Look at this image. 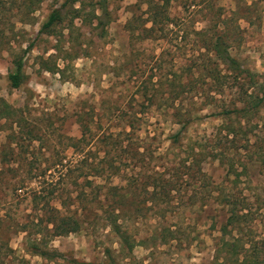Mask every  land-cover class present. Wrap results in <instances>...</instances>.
I'll list each match as a JSON object with an SVG mask.
<instances>
[{
    "label": "rangeland",
    "instance_id": "obj_1",
    "mask_svg": "<svg viewBox=\"0 0 264 264\" xmlns=\"http://www.w3.org/2000/svg\"><path fill=\"white\" fill-rule=\"evenodd\" d=\"M194 1L195 4H190L192 0H109L114 13L107 36L100 37L93 25L76 19L80 30H74L70 38V31L63 29L65 21L57 28L58 41L54 35L39 32L53 0H2L6 9L0 13V108L4 99L24 117L27 126L36 127L40 138L32 143L22 139V156L15 161L8 144L9 123L0 127V264H27L26 260L30 264H106L105 249L119 252L120 243L106 218L113 207L109 200L98 203L96 199L112 197L110 185L124 186V224L136 241L133 255L121 256V264H228L225 252H218L224 239L231 236L240 243L246 241L247 248L262 242L264 167L259 158L254 156L251 160L252 154L245 149L239 153V169V162L246 163L248 168L234 187L252 210L253 220L248 222L251 235H246L250 230L240 231L236 227L225 238L220 227L227 219V208L215 197L218 189L231 188L235 176L229 177L219 161L207 160L202 173L192 179L186 175V165L179 161L186 158V143L211 136L222 127L225 120L216 113L231 107L230 103L238 98L237 87L228 76L214 80L200 75L198 67L204 60L212 64L209 58L214 55H205L206 49L197 42L195 31L210 29L218 19L222 24L215 27L217 31L226 30L224 20L234 27L230 53L252 72V97L264 96V0ZM152 2L168 5L167 13L173 18L168 26L170 33L157 40L144 39L139 34L143 26L152 25ZM57 43L63 45L62 52L56 49ZM63 51H71L68 62L62 59ZM17 55L23 57L27 80L20 88H13L8 72L14 68ZM46 59L61 68L68 63L65 76L44 69L42 61ZM224 81L231 88L216 92ZM181 83L197 90L172 93ZM150 97L156 98L148 100ZM246 100L250 101V97ZM189 108L198 111L183 134L182 146L174 147L172 137L183 124L175 122L171 114L180 111V117L186 121ZM78 115L88 119L96 135L93 139L89 134L77 144L84 148L81 153L70 146L82 135ZM128 118L136 119V131L133 138H127L142 145L141 152L146 154L137 162L127 158L124 148L104 143L106 135L125 130L123 125ZM5 122L3 119L0 126ZM242 123L252 129V142L264 151V105L252 119H242ZM120 138L127 139L124 132ZM246 142L242 139L243 144ZM89 151L97 156L96 161L105 157L104 160L114 158L116 163L121 162L122 173L90 174L85 178L75 165ZM61 157H65L63 164L67 169L56 164ZM45 168L48 170L44 178L41 171ZM69 169L70 176L63 177ZM83 170L89 171L86 165ZM159 177H167L170 182L159 183ZM87 180L93 182L92 186ZM16 181L24 183L21 190H14ZM133 181H137L138 187L130 186ZM51 188L57 194L54 206L63 212L77 211L85 220L80 231L52 238L51 246L65 257L56 260L43 259L26 249V236L40 228L37 223L45 210L44 200L36 196H43ZM171 188L169 202L167 198L161 200L165 196L160 193ZM80 191L83 197L78 198ZM135 191L137 198L132 203ZM107 192L109 197H105ZM202 192L209 193L205 205L199 198ZM191 196L199 200L191 204ZM25 227L27 230H22ZM74 259L77 262L72 263Z\"/></svg>",
    "mask_w": 264,
    "mask_h": 264
},
{
    "label": "trees",
    "instance_id": "obj_2",
    "mask_svg": "<svg viewBox=\"0 0 264 264\" xmlns=\"http://www.w3.org/2000/svg\"><path fill=\"white\" fill-rule=\"evenodd\" d=\"M193 1L194 0H192L190 4H195V1L194 3ZM1 3L2 0L0 1V13L6 9ZM167 6L168 5H160L154 2L150 3L149 21H151L152 25L150 27L143 26L139 32V34H143L144 39L157 40L159 39V36L161 38V36L168 35L170 33L172 29H170L168 26L169 24L173 23V18H171L167 13ZM85 12L88 13L85 14ZM113 13L114 11L110 7L109 0H53L51 11L39 32L48 35H54L58 37L59 41L60 37L57 28L65 21H67L63 29L66 28L70 31L69 34L71 38L73 36L74 30H80V28L76 26V19H81L82 23H84L85 25H93L94 30L97 31V34L100 37H105L108 34V26L113 21ZM221 22L222 21L218 19L213 22V25L210 27V29H206L204 31H195V34L198 37L197 42L201 47L206 49L205 55H209L210 53L214 55L213 59L209 58L212 64L204 60L202 66H199L198 68L201 69L200 75L205 74L210 78H214V80L222 79L228 76L230 80L232 79L233 86L237 87L238 98L235 97L234 100L230 103L232 104L231 107H228V109H225L222 112L216 113L217 115H222L223 120H225L222 127H220L211 136L205 138L203 137L200 140L194 141V143H186V158H181L179 162L180 164H183V166L186 165V175L192 179L195 178L198 172L202 173L201 169L203 168V162L207 160L219 161L220 164L226 168L229 177L235 176L232 180L231 188L227 189L226 187H224L222 189H218L219 193L217 197H215L216 200H219V202L227 208V219L220 227V232L225 238L226 235L230 236L232 234V231L236 227L239 228L240 231H243L245 229L250 230V233L248 232L246 234L248 236L251 235L252 232V228L248 227V222L253 220L251 217V215L253 214L252 210L249 208V204L246 198L238 196L234 191V187L238 186V183L241 182V175H243L248 168L246 166V163L239 162V164H241L242 166V169H239L240 167L238 165V155L242 150L245 149L248 151V153L252 154L250 156L251 160H254V156H256V158H259L262 166L264 167V151H262V147L258 146L257 142H252L250 138V136H252L251 134H253L252 129H248L246 127V124L242 123V119H244L245 121L247 119H252L253 115H255V112L259 111L263 107L264 96L260 97L256 95V97H252L253 94L249 93V86H252V84H254L253 74L250 70L244 68L241 62L230 53V48L232 47V41L230 40V38L232 36V32H235V28L229 27L227 25V21L224 20V22H226V25H224L226 30L217 31L215 27L222 24ZM55 47L60 52H62L64 48L63 45L59 43H57ZM63 53L64 55H62V59L65 62H68L69 58L72 57L71 51H63ZM13 63L14 68L9 70L8 79L13 88H20L27 80V73L24 68L23 57L19 55L15 56ZM42 66L44 69L53 73H60L62 77H64L65 71L68 68V63H66L63 68H61L56 63L51 65L49 60L46 59L42 61ZM181 84L182 85L180 87H175L172 90V93L175 94V92L182 91L191 92L196 88H194L193 86L188 87V85L184 83ZM229 87V82L226 83L224 81L221 82V84L215 91L223 93L226 88ZM205 91L206 90H204V92ZM248 96L250 97V101L246 100V97ZM146 97L149 98L147 95ZM150 98L151 99L148 100H155L156 97ZM242 101L245 103H243ZM251 102L253 103L252 107L250 105ZM211 103H214V101H212ZM215 103H217V101H215ZM242 103L243 105H240ZM1 106L0 122L3 119H5L6 122L3 123L0 127H4L7 123H9L6 128H9L10 130L8 144L11 146V155L13 160H20L22 156L20 151L21 140L29 139L30 143H32L35 139L40 138L38 130L35 126H32L30 124L27 126V123L24 121V117L19 114L18 110L14 109L4 99H2ZM197 111L198 110H195L194 108L186 109V121H184L185 119L180 117L182 116V113H180V111H175L174 114H171L175 122L183 124L182 129L172 137V145L174 147L182 146L181 143L184 138L183 134L187 133L189 126L194 121L193 118L195 117L193 115ZM135 120L136 119L131 118L126 119V123L123 125V129L125 130L116 134L110 133L108 136L106 135V140L104 141V143L116 146V148H124L127 153L126 155L128 156L127 158H129V160L131 161L134 160L135 162H137L138 159H142V156H145L146 154L145 151L141 152L140 148H142V145H136L135 143L131 142L133 141L131 138H133L134 132L136 131ZM78 122L82 129V135L78 139V142L73 141L70 146L74 148V152L78 151V153H81L84 152V148L80 149L77 144L85 141L89 134L93 139L96 135L94 134L93 128L89 125L88 119H84L83 117H81V115H78ZM127 127L130 128L129 131H126ZM123 132L126 138H131H120ZM23 135L27 136L24 137ZM68 138L70 140H74L72 137ZM242 139L247 140L246 144L242 143ZM125 140L129 141L125 143ZM91 153L92 152L89 151V153L83 154L84 158L78 162L80 164L75 165L78 167L76 168V170H80V173L82 175L84 174L85 178H87V176L89 177L90 174H94V176H102L103 174L107 173L108 176H117L122 173L120 167L121 162L116 163L114 158L104 160L105 157L100 161H96L97 156H93ZM63 158L61 157L59 162L56 164H63ZM85 165L89 170L88 172H85L83 170V167ZM63 167H66V165L63 164ZM47 170L48 168H45L43 171H41V175L44 178L47 176ZM70 171L71 169L66 171L63 177L70 176ZM165 178L166 179H161L159 177V183L162 182L163 184L164 182H170L167 177ZM87 181L90 185L93 184L92 181ZM141 184L145 185L146 183ZM48 185H50V183ZM136 185L137 187L139 185L137 181H133L130 184V186ZM23 187L24 183H21V181H16V183L14 184L15 191L21 190ZM123 187L124 186L110 185L108 187V191L112 193L113 196L109 197L108 195L110 193L107 192L105 197L109 198L96 199L98 203H102V201H104L105 199L106 201L109 200L110 206L113 207L106 218L112 231L118 236L120 243L119 252L114 251L110 247H107L105 249L106 264H121L122 257H131L133 255L136 242L133 234H130L128 228L124 224V222L126 221V217L123 214L122 206L126 197L121 192ZM137 187H135L134 189H137ZM163 188H166L165 185L163 186ZM44 189H46V187H44ZM171 190L172 188L162 191L160 194L162 196L164 195L165 197H160V199L164 200V198H167V201L169 202L168 197ZM55 192L56 190L51 188L43 196L37 195L38 193L35 194L37 195L36 198H41V200H44L45 210L43 211L44 214H41V216L39 217V221L37 223L40 228H38L34 232L29 231L26 236V249L30 253L38 255L46 260H56L58 258L64 257L62 252L51 246L52 238L56 236L66 235L72 232H78L82 229V226L85 223V220L82 219L81 213L78 214L77 211L63 212L58 207L54 206L53 201L56 200L57 195ZM135 194L136 191L131 197L130 202L132 203L136 202L135 198H137V196ZM85 195L86 193L84 194V196ZM81 197H83V191H80V193L78 194V198ZM199 198L202 204L205 205L209 199V193L203 194L202 192V196H200ZM189 200H191V204H195L199 199L198 197L191 196ZM62 204L64 203L62 202ZM22 230L26 231L27 227ZM9 250L11 252H14V249L10 247ZM221 250L222 252H225L228 264H264V256H262L263 253L261 252H264V239L261 243L256 242V244H254L253 246L251 245L250 248H247L246 241L240 243L239 239H236L234 237L231 239L230 236V238L224 239L222 248L218 249V252ZM22 260L24 261V259ZM25 262L27 264H30L27 260ZM71 262L75 263L77 261H75L74 259ZM79 264L93 263L79 262Z\"/></svg>",
    "mask_w": 264,
    "mask_h": 264
}]
</instances>
